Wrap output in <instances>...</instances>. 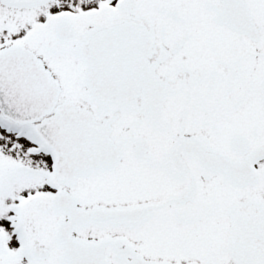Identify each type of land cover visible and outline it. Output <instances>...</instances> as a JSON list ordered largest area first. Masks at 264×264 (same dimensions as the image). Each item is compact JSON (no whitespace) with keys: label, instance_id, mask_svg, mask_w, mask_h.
Returning <instances> with one entry per match:
<instances>
[{"label":"snow or ice","instance_id":"snow-or-ice-1","mask_svg":"<svg viewBox=\"0 0 264 264\" xmlns=\"http://www.w3.org/2000/svg\"><path fill=\"white\" fill-rule=\"evenodd\" d=\"M0 264H264V0H0Z\"/></svg>","mask_w":264,"mask_h":264}]
</instances>
